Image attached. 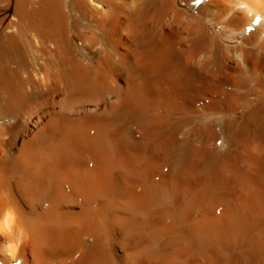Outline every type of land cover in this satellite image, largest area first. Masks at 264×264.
<instances>
[{
	"label": "bare ground",
	"instance_id": "bare-ground-1",
	"mask_svg": "<svg viewBox=\"0 0 264 264\" xmlns=\"http://www.w3.org/2000/svg\"><path fill=\"white\" fill-rule=\"evenodd\" d=\"M0 2V264H264V0Z\"/></svg>",
	"mask_w": 264,
	"mask_h": 264
},
{
	"label": "rangeland",
	"instance_id": "rangeland-1",
	"mask_svg": "<svg viewBox=\"0 0 264 264\" xmlns=\"http://www.w3.org/2000/svg\"><path fill=\"white\" fill-rule=\"evenodd\" d=\"M1 1V0H0ZM15 1L16 0H12V4H15ZM2 4V2H0V5ZM10 11V10H9ZM9 11L8 10H1L0 11V18H2V17H4V16H6V15H8L9 16V18L7 19V21L5 22V24H4V26H3V28H2V30L5 28V26L9 23V21H10V17L13 15V9L10 11V13H9ZM1 30V31H2ZM246 31L247 30H241V31H239L238 33H235L234 34V37L235 38H237V39H239V38H241V36H243L245 33H246Z\"/></svg>",
	"mask_w": 264,
	"mask_h": 264
},
{
	"label": "snow or ice",
	"instance_id": "snow-or-ice-1",
	"mask_svg": "<svg viewBox=\"0 0 264 264\" xmlns=\"http://www.w3.org/2000/svg\"><path fill=\"white\" fill-rule=\"evenodd\" d=\"M197 2H198V0H197Z\"/></svg>",
	"mask_w": 264,
	"mask_h": 264
},
{
	"label": "trees",
	"instance_id": "trees-1",
	"mask_svg": "<svg viewBox=\"0 0 264 264\" xmlns=\"http://www.w3.org/2000/svg\"><path fill=\"white\" fill-rule=\"evenodd\" d=\"M10 11H11V10H10ZM10 11H9V12H10Z\"/></svg>",
	"mask_w": 264,
	"mask_h": 264
}]
</instances>
